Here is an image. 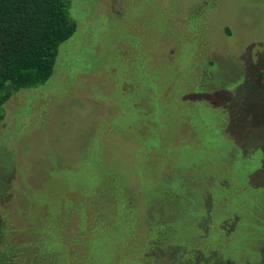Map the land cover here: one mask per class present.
<instances>
[{
  "label": "rangeland",
  "instance_id": "obj_1",
  "mask_svg": "<svg viewBox=\"0 0 264 264\" xmlns=\"http://www.w3.org/2000/svg\"><path fill=\"white\" fill-rule=\"evenodd\" d=\"M70 16L0 112V264H264V0Z\"/></svg>",
  "mask_w": 264,
  "mask_h": 264
},
{
  "label": "trees",
  "instance_id": "obj_2",
  "mask_svg": "<svg viewBox=\"0 0 264 264\" xmlns=\"http://www.w3.org/2000/svg\"><path fill=\"white\" fill-rule=\"evenodd\" d=\"M70 6L71 0H0V112L14 94L52 78L60 46L77 31Z\"/></svg>",
  "mask_w": 264,
  "mask_h": 264
}]
</instances>
